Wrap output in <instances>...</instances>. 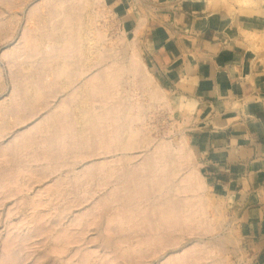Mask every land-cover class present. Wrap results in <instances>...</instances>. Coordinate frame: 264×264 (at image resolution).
<instances>
[{"label":"rangeland","instance_id":"obj_1","mask_svg":"<svg viewBox=\"0 0 264 264\" xmlns=\"http://www.w3.org/2000/svg\"><path fill=\"white\" fill-rule=\"evenodd\" d=\"M77 1L80 0H73L67 4L64 16L77 19L76 17L82 14L78 10L79 2ZM97 1L98 3L87 8V11L91 16H94V12L97 11L95 14H98L97 22H94L93 28L104 31L105 39L99 43L96 55L94 54L89 61L92 67L90 66L91 68L78 79L76 75L79 74V70L75 64L78 62V56L75 47L63 53L65 47L59 45L61 42L57 41L58 44H54L53 48L48 44L40 45L43 48L38 54L37 44L35 49L34 42L32 45L30 36L33 29H39L40 36H44L50 30L49 22L55 20L54 13L51 11L53 1L0 0V26L5 28L0 36V264H250L241 242L237 209L232 203V196L212 187L207 188L205 195L208 200H206L207 208L204 207L205 212L201 216L195 212L193 215L192 212L191 217L190 212L193 209L191 210L189 206L195 202L196 198L191 192L174 195L176 194L173 192L174 184L183 186L181 180L184 177L182 176L188 173V167L184 164H178L179 171L176 175L178 179L176 181L173 179L172 186L167 185L169 193H166V206L170 212L175 210L172 213L176 212L177 219L175 217L176 220H174V217L171 215L170 218L169 215L170 220L167 219L169 223H166V226L160 225L158 219L153 220L154 223L157 222L158 227L160 225V229L158 228L156 232L154 230L157 229V225L155 227L151 219L147 221L144 218L141 223L143 227L138 222L139 228H136L138 225L135 222L137 218L147 213L148 208L147 211L143 209L150 207L147 206L149 203L152 206L159 205L160 200L155 201L157 195L159 197L158 192L152 194V197L143 198L138 193L140 187H136V198L138 195L141 196L137 200L133 197L135 206H131L132 208L130 207V204L134 205L132 202L126 204L129 210L125 202L119 198L120 195H115L118 187L121 188L127 181V176L128 179L132 176H143L144 173L146 176V171H150L152 167L156 174L157 167H154L156 160L160 172H157V175L169 174L168 166L170 165L169 162L167 163L168 159L166 160L168 156L164 159L163 150L169 154V150L176 148L181 141L186 144L188 129L194 117L192 110L181 107L178 94L161 82L160 75H157L151 66L139 40L128 34L117 20L114 10L108 4L109 0ZM221 1L230 14L242 15L250 20H264V0ZM63 17L61 19H64ZM33 20H42V23L38 26ZM32 25L38 27L33 28ZM245 34L249 36L250 33ZM4 36L7 38L3 39ZM251 36L255 40L259 39L255 34ZM133 42H135L134 49L148 73L155 83L166 91L167 104L166 102L161 105L158 102L150 103L147 93L130 79L132 76L128 73V64H130L128 60L131 58L129 45ZM61 47L64 48L58 52ZM23 53L24 55L27 53L28 56L30 54L31 57L27 58L26 55L25 58ZM58 53L60 57L56 55ZM66 54L69 60L65 57ZM93 59H97L95 65ZM66 60L73 65L71 69L76 68L75 71L78 72L73 75L74 71L68 70L69 74L73 72L70 77L71 83L66 89L61 90L60 84L55 79L57 68L49 67V65H57L58 61ZM48 62L50 64L46 65ZM40 65L44 69V74L43 71L40 73ZM118 66L123 70L122 68L120 70ZM114 68L118 70L115 71L118 74L114 72ZM40 74L43 75L40 76ZM116 75H121L116 82L122 77L117 85L121 83L123 86L116 85L117 89L114 90L116 82L113 76ZM108 77L114 79L113 82L111 81L114 84L109 80L106 82ZM25 79L31 80V88L37 87L39 90L41 98L37 102L22 92L25 89ZM128 79L134 84L128 82ZM71 94L77 97L85 96L86 100L89 97V100L82 108L71 103L73 98ZM110 94L115 96L110 97ZM112 98L114 99L111 100ZM115 101H117L116 105ZM127 103L133 105L132 115L138 116L137 120L131 115L132 119L137 120V122L134 120L132 125L134 128L137 126L139 132L142 131L139 141L141 138L144 141L139 142L135 149L123 151L114 141H117L119 134L121 135V130L125 129L127 124H131L130 116L128 122V118L125 119L123 113L125 108L129 107ZM69 106H72L68 119V122L71 121V126L66 124L67 119H65L69 117L67 112ZM66 107L67 113L64 112ZM62 108L64 113L59 112ZM58 112L63 113V116L66 114L65 118L62 115L59 117ZM62 117L66 122L60 123L59 118L62 119ZM116 119L118 122H115ZM115 123L117 126L120 124L124 127L121 129ZM68 126L69 129L66 130ZM73 130L76 134L72 133ZM103 143L106 146H103ZM166 146L170 149L165 148ZM116 147H118L117 150ZM172 153L171 155H175ZM156 155L160 158L156 157L153 161ZM161 155L163 161H160ZM149 173L151 174V171ZM149 173H147L148 176ZM180 176L181 180H179ZM136 184L139 186L140 183H135V186ZM117 196L119 197L116 198ZM115 198L118 201H115ZM140 199L146 202L140 204ZM151 200L155 204H152ZM187 202H190V205ZM186 206L191 211L188 210L186 213ZM123 208H126L125 212ZM138 208L140 212L137 211V213ZM200 209L203 208L200 207ZM130 210L133 212H129ZM134 212L135 219L130 220L132 216L134 217ZM127 213L130 217L126 215ZM130 213L133 215L131 216ZM125 216L130 219L128 220ZM191 219L194 221L191 222ZM200 223L207 229L215 228V230L207 231L200 227ZM146 224L149 227L154 225L152 230L149 228L151 232L147 228L145 231ZM167 226L170 228L165 229Z\"/></svg>","mask_w":264,"mask_h":264},{"label":"crops","instance_id":"obj_2","mask_svg":"<svg viewBox=\"0 0 264 264\" xmlns=\"http://www.w3.org/2000/svg\"><path fill=\"white\" fill-rule=\"evenodd\" d=\"M108 4L193 111L186 147L204 186L232 196L246 257L264 264V20L230 14L221 0Z\"/></svg>","mask_w":264,"mask_h":264},{"label":"bare ground","instance_id":"obj_3","mask_svg":"<svg viewBox=\"0 0 264 264\" xmlns=\"http://www.w3.org/2000/svg\"><path fill=\"white\" fill-rule=\"evenodd\" d=\"M53 1V3H52V5H51V11L54 13V17H55V20H50L51 22H49L50 23V30H49V32H46L47 30L46 29H44V30H46L45 32V35L44 36H40V30L39 29H37V30H34L33 29V32H32V29H31V39H32V45H33V42H34V49H35V44H37L36 45V47L38 46V49L36 50L37 52H38V54L40 53V49L41 48H43V47H41L42 45H45V44H48L49 46H51L52 48H53V45L54 44H58V43H56L57 41H60L61 43H59V45L61 44V46H64V47H61V49L60 50H58V52H60V51H62V48H64L63 49V53H65L66 51L68 52V50H71V48L73 47H75L76 48V51H77V56H78V62L77 63H75L76 65H77V68H78V70H79V74L78 75H76V76H78V79H79V77H81L83 74H85L92 66L89 64V61L92 59V56H94V54L98 51V46H99V43H101V41H103L104 39H105V34H104V31L102 32V31H100V30H98V29H94L93 28V25H94V22L96 21V17H97V15H95L96 14V12H94L95 14H94V16L92 15L91 16V14H89V12L87 11V8H90V7H93V5L97 2L98 3V1L96 0H80V1H77V2H79V3H77L78 4V10L79 11H81L82 12V14L80 15V16H78V17H76L77 19H73V18H71V17H68V16H64V9H65V7L67 6V4L69 3V2H71V1H73V0H52ZM98 5V4H97ZM39 13H40V11H39ZM39 15V14H38ZM41 15V14H40ZM64 17H63V16ZM36 16H37V14H36ZM61 17H63L64 19H61ZM34 18H37V17H34ZM33 18V19H34ZM53 18V17H52ZM54 19V18H53ZM31 21V20H30ZM33 21H35V23L39 26V24L40 23H42V20H33ZM47 21V20H46ZM143 21V20H142ZM32 22V21H31ZM97 22V21H96ZM3 23V22H2ZM46 23V22H45ZM44 23V24H45ZM4 24H5V22H4ZM7 24V23H6ZM139 25L141 24L140 23V21H139V23H138ZM36 25V27H38ZM46 25H48V24H46ZM6 26V25H5ZM33 26V25H32ZM42 26V25H41ZM49 26V25H48ZM143 26V25H142ZM35 26H33V28H36ZM44 27V26H43ZM42 27V28H43ZM47 27V26H46ZM137 27H138V25H137ZM140 27H141V25H140ZM136 29H138V28H136ZM136 29H134V31H136ZM141 29V28H140ZM4 30H5V28L3 29L1 26H0V36L4 33ZM42 30V29H41ZM6 31H7V27H6ZM28 31V30H27ZM138 31V30H137ZM136 31V32H137ZM135 33V32H134ZM134 37H135V35H133ZM3 37V36H2ZM5 38H7V37H5L4 36V38L3 39H5ZM2 40V39H1ZM27 40V39H26ZM76 40V41H75ZM122 40V39H121ZM31 41V40H30ZM30 41H27V42H29L30 43ZM74 42H76V44H74ZM134 44H135V42H133V43H131L130 45H129V49H130V53H131V58H130V60H128V61H130V64H128L129 66V72L128 73H130V75L133 77V79H132V77L130 78L131 80H134V82H135V85L137 84V85H140V87L143 89V91H145L146 93H147V99H148V101H150V103H153V102H158V103H160V105L161 104H165V102H166V99H167V96H166V91L162 88V87H159L156 83H155V81H154V79L151 77V75L148 73V71H147V69H146V67L144 66V64L142 63V61H141V59H140V57H139V55L136 53V51H135V49H134ZM41 45V46H40ZM115 45V44H114ZM102 46V45H101ZM33 47H31V48H33ZM57 48V47H56ZM59 48V47H58ZM67 48V49H66ZM34 49H32V51L34 50ZM100 49V48H99ZM42 50V49H41ZM66 50V51H65ZM51 51H53L54 52V50H51ZM72 51H73V49H72ZM74 51H75V49H74ZM24 52H27V51H24ZM36 53V52H35ZM55 53H56V51H55ZM99 54L101 53V52H98ZM98 53H97V56H98ZM25 53H23V55H24ZM69 54H70V52H69ZM129 54V53H128ZM26 55H27V58L29 57H31L30 56V54H29V56H28V54L26 53ZM26 55H24V57L26 56ZM35 55V54H34ZM57 56L59 55V53L58 54H56ZM63 55V54H62ZM96 55V54H95ZM53 56H55L54 54H53ZM70 56V58H72L71 57V55H69ZM75 56V55H74ZM99 56H101V55H99ZM130 56V55H129ZM49 57H51V56H49ZM56 57V56H55ZM59 57H60V55H59ZM65 57L66 58H68L67 57V54L65 55ZM26 58V57H25ZM25 58H23V59H25ZM52 59H53V57H51ZM61 58H62V56H61ZM61 58H55V59H61ZM95 58V57H94ZM100 58V57H99ZM103 58V57H102ZM74 59V58H73ZM98 59V58H97ZM97 59H93L94 61L96 60L97 61ZM54 60V59H53ZM53 60H52V62H53ZM65 60V59H64ZM68 60H69V58H68ZM75 60V59H74ZM96 61L94 62V65H95V63H96ZM127 61V62H128ZM51 62V63H52ZM57 62V61H56ZM24 63H26V62H24ZM46 63V62H45ZM44 63V64H45ZM50 64V62H48V64H46V65H49ZM42 65V64H41ZM41 65H40V67H41ZM44 66V65H43ZM91 66V67H90ZM49 67H55V68H57V70H56V73H55V79H56V81L60 84V89L62 90V88L63 89H66L69 85V83H71L70 82V77H71V75L73 74V72H72V74L70 73L69 74V72H68V70H70V72L71 71H74V74L73 75H75V73L76 72H78V71H75L76 70V68L74 69V70H72L71 68L73 67V65L69 62V61H58V63H57V65L55 64V65H49ZM76 67V66H75ZM121 67V66H120ZM28 68V66L26 67V69ZM44 68V67H43ZM113 68V67H112ZM117 68V67H116ZM116 68H114V72L115 71H118V70H116ZM118 68H119V66H118ZM117 68V69H118ZM122 68V67H121ZM121 68H119L120 70H121ZM24 69V68H23ZM36 69V68H35ZM40 69V68H39ZM128 69V68H127ZM25 70V69H24ZM44 69H42V67H41V69H40V73H41V71H43ZM47 69H45V71H46ZM48 70H50V69H48ZM51 70H53V68H51ZM122 70H123V68H122ZM125 70H126V68H125ZM124 70V71H125ZM55 71V70H54ZM113 71V70H112ZM123 71V72H124ZM123 72H121V74L123 75ZM38 73V72H37ZM116 74H118V72H115ZM115 73H114V75H115ZM124 73H126V71L124 72ZM43 74H44V71H43ZM42 74V75H43ZM109 74V73H108ZM119 74H120V72H119ZM36 75V74H35ZM38 75V74H37ZM41 74H40V76H42ZM111 75V74H110ZM113 75V74H112ZM129 75V76H130ZM33 76V75H32ZM39 76V75H38ZM46 76H48L47 75V72H46ZM106 76V75H105ZM109 76V75H108ZM119 76H121V75H119ZM119 76H113L114 77V79H115V82H116V79L119 77ZM26 77V76H25ZM29 77V76H28ZM74 77V76H73ZM110 77H112V76H110ZM110 77H108V79H106V82H107V80H109L110 81V83H112L113 81H114V79L112 80V79H109ZM77 78V77H76ZM102 78H104V76L102 77ZM120 78H122V77H120ZM118 79L119 81L121 80V79ZM54 79V80H55ZM74 79H75V77H74ZM100 80H99V82L101 83V78H99ZM105 79H102V80H105ZM126 79V78H125ZM118 80H117V82H118ZM129 80V79H128ZM24 81V80H23ZM31 81V80H30ZM30 81H28V79H25V89L22 91V92H24V95H26V96H28L29 98H31V99H34L35 100V102H37V100H39L40 98H41V96L39 95V90L37 89V87L36 88H31V85H30ZM72 81H73V79H72ZM112 81V82H111ZM98 82V81H97ZM117 82H116V84H114V83H112V84H114V90H115V88H116V85H117ZM128 82H131L130 80L128 81ZM54 83H55V81H54ZM73 83V82H72ZM109 83V82H108ZM132 83V82H131ZM102 84H105V83H102ZM107 84V83H106ZM105 84V85H106ZM120 85H121V87L123 86L121 83H119ZM117 85L118 87H120V85ZM130 83H128V85H129ZM132 84H134V83H132ZM57 85V84H56ZM71 85V84H70ZM86 85V84H85ZM85 85H84V87H85ZM101 85V84H100ZM92 86H93V84H92ZM98 86V85H97ZM24 87V86H23ZM135 87V86H134ZM83 88V87H82ZM108 88V87H107ZM113 89V88H112ZM117 89V88H116ZM119 89V88H118ZM33 90V91H32ZM85 90V89H84ZM120 90H121V88H120ZM57 91V90H56ZM87 91V90H86ZM59 92V91H58ZM113 92V91H112ZM111 92V93H112ZM117 92H120V91H117ZM73 94H75V93H73ZM76 94H78V93H76ZM86 94H87V92H86ZM115 94V93H114ZM113 94V96L110 94V97H114L115 95L117 96V94H115L114 95ZM72 95V94H71ZM104 95V94H103ZM22 96V95H21ZM47 97V96H46ZM72 99H71V103H73V104H76V105H78L79 107H81L82 106V108L86 105V101H88L89 100V97H88V99L86 100V98H85V96H82V97H77V95H75V96H73L72 95ZM125 97V96H124ZM104 98V97H103ZM106 99V98H105ZM114 98H112L111 100H113ZM118 99V98H117ZM68 100V99H67ZM119 100V99H118ZM68 103V102H67ZM66 103V104H67ZM71 103H69V104H71ZM36 104V103H35ZM65 104V105H66ZM69 104H67V105H69ZM117 104V101H115V105ZM119 104V103H118ZM128 104V103H127ZM131 104V103H130ZM166 104H167V102H166ZM129 105V104H128ZM64 106V105H63ZM105 106V105H104ZM110 106H111V104H110ZM131 106V107H130ZM132 106L133 105H129V107H126V105L124 106V107H126L125 108V110H124V116H125V119H127L128 118V122H129V116H130V118H131V121H130V123L131 124H127V122H125L126 124H127V127H125V129H123V130H121V132H120V130H118V132H120L121 133V135L119 134V138L117 139V137H115L116 139H117V141H114V143H117L116 145L118 146V147H120V149L121 150H126V151H128V150H132V149H135V148H137V146H138V144H139V142H143L144 140H143V138H141V141H139V137H140V134H141V132L142 131H138V128H137V126L134 128L133 127V125H132V122L135 120L136 122H137V120H138V116H133L132 115ZM70 107H72V106H69V108H68V110H67V107H66V109H64V112L65 113H67L68 112V116L70 115ZM77 107V106H76ZM116 107V106H115ZM165 108H166V106H164ZM18 108V107H17ZM65 108V107H64ZM73 108H75L74 106H73ZM89 108H91V106L89 107ZM117 108V107H116ZM116 108H114V110H116ZM120 108V105H119V107H118V109ZM167 108H168V106H167ZM72 109V108H71ZM76 109V108H75ZM66 110H67V112H66ZM83 109H81V111H82ZM108 110H109V108H108ZM84 111V110H83ZM112 111V110H111ZM118 111V110H117ZM14 112H15V110H14ZM59 112H63V108H62V110H59ZM58 112V113H59ZM63 112V113H64ZM72 112V111H71ZM74 112V111H73ZM88 112V111H87ZM121 112V111H120ZM63 113L62 114H60L59 113V117H60V115H62L63 116ZM89 113V112H88ZM107 113V112H106ZM116 113V112H115ZM73 114V113H72ZM118 114V113H117ZM117 114H116V117H117ZM83 115H85V114H83ZM91 115V114H90ZM107 115H108V113H107ZM115 115V114H114ZM131 115L133 116V118H135L136 117V119H132V117H131ZM65 116H66V114H64V118H65ZM86 116V115H85ZM62 117V119L61 118H59L60 119V123H61V121L64 123V122H66V121H63V118ZM107 117V116H106ZM123 117V116H122ZM30 118H31V116H30ZM70 118V116L69 117H67V118H65V119H67V123L66 124H69L70 126H71V121L70 122H68V119ZM76 118V117H75ZM79 118V117H78ZM90 118V117H89ZM108 118V117H107ZM106 118V119H107ZM55 119H56V117H55ZM58 119V118H57ZM58 119V120H59ZM64 119V120H65ZM71 119H73V117L71 116ZM70 119V120H71ZM109 119V118H108ZM111 119H112V117H111ZM117 119H118V117H117ZM117 119L115 120V122L117 121ZM121 119V118H120ZM142 119V118H141ZM75 120V119H74ZM77 120V119H76ZM87 120V119H86ZM5 121V120H4ZM13 121H14V119H13ZM20 121V120H19ZM125 121V120H124ZM57 122V121H56ZM73 122V121H72ZM118 122V121H117ZM87 123V122H86ZM4 124V123H3ZM6 124V123H5ZM82 124H83V122H82ZM126 124H124L123 123V125H126ZM134 124H135V122H134ZM8 125V124H7ZM14 125V124H13ZM76 125V124H75ZM77 125H79V124H77ZM115 125L117 126V123H115ZM136 125H137V123H136ZM12 126V125H11ZM62 126V125H61ZM121 127V129H122V127H124V126H121L120 124L117 126V127ZM6 127H8V126H6ZM106 127V126H105ZM104 127V128H105ZM64 128V127H63ZM66 128V127H65ZM72 129H73V125H72V127H71ZM2 129H3V127H2ZM67 129H69V126H68V128H66V130ZM75 129V128H74ZM116 129V128H115ZM6 130H7V128H6ZM5 130V131H6ZM2 131V130H1ZM70 131H71V129H70ZM4 132V131H3ZM69 132V131H68ZM79 132V131H78ZM2 133V132H1ZM72 133H75V130H73L72 131ZM103 133V132H102ZM116 133V132H115ZM68 134H70V133H68ZM76 134V133H75ZM117 135H118V133H117ZM143 135H144V133H143ZM37 136V135H36ZM72 136V135H71ZM147 136V135H146ZM145 137V136H144ZM148 139V138H147ZM105 140V139H104ZM143 140V141H142ZM146 141V140H145ZM149 141V140H148ZM112 142V141H111ZM113 143V142H112ZM14 144V143H13ZM105 144H107V143H105ZM103 146H106V145H104V143H103ZM107 147H108V145H107ZM118 147H116L115 149L117 150L118 149ZM168 146H166L165 148H167ZM119 149V150H120ZM167 149H170V148H167ZM164 151V159L166 158V160L168 159V161H167V163L169 162V165H170V167L168 166V168H169V170H168V172H169V176L167 175V174H161V176H158L157 175V172H159L158 171V167L159 166H157V160H156V157H158V159L160 158L159 156H155V159L153 160V161H155L156 160V163L154 164V162H153V164H154V167L156 166L157 167V172H156V174H155V171H154V168L152 167L151 168V174L149 173L150 171L148 170V171H146V168H145V171L147 172V173H149L150 175L148 176L147 175V173H146V176H144L145 175V173L144 174H142L143 176H132V178H129L128 179V176H127V178H126V180L128 181V183H127V181L126 182H124V185L123 186H121V188H119L118 187V189H117V187L115 188V189H117V191L118 192H116V194L115 195H120V197L119 196H117L116 198H121L124 202H125V205L126 204H128V203H133V197H135L134 199H138L139 198V196H141L142 195V197L144 198L145 196H150V197H152L151 195L152 194H154L155 192H158L159 193V197H158V195H157V197L155 198V201H157L158 199L160 200V202H159V205L157 204V205H151L150 203L147 205V206H150V207H146L145 209H143V211L144 210H146L147 211V208H148V211H147V213H143L144 215H142L140 218H137V222H135V223H137V227L136 228H139V224H141L142 223V221H144V218H146L147 219V221L148 220H150L151 222H153V220H157L158 221V223L161 225H165L166 226V223L168 224L169 223V221L167 220L168 218H169V215H170V218L173 216L174 217V220H176L177 219V216H176V212H175V214H173L172 212H174L175 210H173V211H168V209H167V206H166V193H169L168 192V188L167 187H169L170 185H171V183H172V181H173V179L176 181V179H178V176H176L177 174H178V164L179 163H181V164H184L186 167H188V173H187V175L186 176H184V178L181 180V177H179V180H181L182 181V183H183V186H179V185H175L174 183V187H173V192L174 193H176V194H174V195H177V194H180L182 191H184V193L185 192H191V194H192V196H194L196 199L193 201L194 203H196V200H197V203H196V205H194V203L191 205V206H193V207H191V206H189L190 205V202H187V204L189 203V207L191 208V210H189V208H187V206H186V208H187V210H186V208L184 209V211H183V213L185 212V210H186V213H187V211L189 210V211H191L190 212V216L192 217V212H193V215H195V213H198L200 216H201V214H203V212H205V208L204 207H206V205H207V201L206 200H208V198L206 197V188H205V186H204V182H203V178L200 176V174L198 173V170H197V166L193 163L194 161H193V154H192V152L190 151V149H188L187 147H186V144L183 142V141H181L180 143H178V145L176 146V148H174V149H170L169 150V154H166V151L165 150H163ZM162 151V152H163ZM172 151H173V153H172ZM171 153L172 154H175V155H171ZM160 155V154H159ZM163 155V154H162ZM162 155H161V159H160V161H163V157H162ZM153 157V156H152ZM151 157V158H152ZM171 157V158H170ZM169 158H170V160H169ZM151 161V160H150ZM159 161V160H158ZM152 162V161H151ZM159 163V162H158ZM144 164V163H143ZM153 164H152V166H153ZM145 165V164H144ZM168 165V164H167ZM167 165H165V167L167 166ZM150 166V165H149ZM149 166H148V169H150L149 168ZM144 167V166H143ZM164 167V166H163ZM142 169V168H141ZM160 169V168H159ZM142 173V172H141ZM160 173V172H159ZM131 177V176H130ZM120 180V179H119ZM123 180H124V178H123ZM181 181H179V182H181ZM121 182V181H120ZM137 182H139L140 184H138L139 186H137V184H136V186H135V183H137ZM178 182V181H177ZM134 183V184H133ZM118 184H119V182H118ZM117 184V185H118ZM121 184H122V182H121ZM120 184V185H121ZM142 185V186H141ZM167 185H169V186H167ZM172 186V185H171ZM136 187H140L139 189H138V193L139 194H141V195H138V197L136 198V195H137V188L135 189ZM208 187V186H207ZM171 188V187H170ZM114 189V190H115ZM141 189V190H140ZM115 192H113V194H114ZM117 193H119V194H117ZM171 193V192H170ZM71 194V193H70ZM106 195V194H105ZM7 197V196H6ZM5 197V198H6ZM113 197V196H112ZM171 197V196H170ZM172 197H174L173 195H172ZM171 197V198H172ZM189 197H190V194H189ZM193 197V198H194ZM114 198V197H113ZM116 198H115V201H118V200H116ZM160 198H162V199H160ZM193 198H192V200H193ZM142 199V198H141ZM139 200V203L141 204L142 202L143 203H145L146 201L145 200H149V198L147 199V198H145V200L143 199V200ZM111 200V199H110ZM114 200V199H113ZM120 200V199H119ZM122 200H121V202H122ZM133 200V201H132ZM135 200V201H136ZM112 201V200H111ZM165 201V202H164ZM169 202H170V199L168 200ZM190 201H191V199H190ZM153 201L151 200V203H152ZM206 202V203H205ZM121 204V203H120ZM134 204V203H133ZM152 204H155V203H152ZM186 204V205H187ZM63 206V205H62ZM123 206V205H122ZM122 206H121V209H122ZM128 205H126V208L129 210L130 208L129 207H127ZM133 207V206H135V204L134 205H131L130 204V207ZM140 205H138V207H139ZM214 206V205H213ZM105 207V206H104ZM131 207V208H132ZM200 207L201 208H203V209H200ZM216 207V206H215ZM214 207V208H215ZM70 208V207H69ZM126 208H123V210L124 209H126ZM136 208V207H135ZM168 208H169V204H168ZM173 208V207H172ZM184 208V207H183ZM207 208V207H206ZM117 209H118V211H119V208H118V205H117ZM127 210V211H128ZM142 210V209H141ZM169 210H171L170 208H169ZM201 210H202V212H201ZM204 210V211H203ZM61 211V210H60ZM121 211V210H120ZM119 211V212H120ZM126 210H124V212H125ZM133 211H135V209L133 210ZM133 211H129V212H133ZM137 211H139L140 212V210H139V208H138V210H136V212ZM168 211V212H167ZM198 211V212H197ZM116 212V211H115ZM118 212V213H119ZM142 212V211H141ZM195 212V213H194ZM95 213V212H94ZM130 213V214H131ZM138 213V212H137ZM169 213H172V214H169ZM122 214H123V211H122ZM135 212H134V217L132 216L133 214H131V219L130 218H128V216L130 217V215L127 213L126 215H128V216H125V217H127L128 218V220L130 219V220H134L135 219ZM140 214V213H139ZM139 214H138V216H139ZM206 213H204V215H205ZM120 215H121V213H120ZM154 215V216H153ZM172 215V216H171ZM137 216V215H136ZM56 217V216H55ZM153 217V218H152ZM175 217H176V219H175ZM198 217V216H197ZM170 218H169V220H170ZM183 218H185L184 217V215H183ZM121 219H122V217H121ZM186 219L188 220L189 218H187L186 217ZM194 219H196L195 218V216H194ZM194 219H191L192 221L191 222H193L194 221ZM199 219V218H198ZM197 220V219H196ZM202 220V219H201ZM146 221V222H147ZM160 221V222H159ZM168 221V222H167ZM189 221H190V219H189ZM199 221V220H198ZM203 221V220H202ZM209 221V220H208ZM211 221V220H210ZM128 222V221H127ZM138 222H139V224H138ZM145 222V223H146ZM151 222H149V223H151ZM185 222V221H184ZM190 222V223H191ZM133 223H134V221H133ZM154 223V222H153ZM157 223V222H156ZM156 223H154V225H155V227H156V225H157V229H155L154 231L156 232V230H159L160 229V225H159V227H158V224H156ZM181 223H182V221H181ZM147 224H148V222H147ZM145 225V231H146V228L147 229H149V228H151V230L153 229L152 227H154V225H150L151 227H149L148 225ZM152 224V223H151ZM135 225V224H134ZM143 224H141V227H143L142 226ZM179 225H181V224H179ZM183 225V224H182ZM199 225H201V223L199 224ZM207 225V224H206ZM196 226H197V223H196ZM210 225H208V227H209ZM200 227H203V225H201ZM159 228V229H158ZM164 228V227H163ZM166 228H168V226L167 227H165V229ZM170 228V227H169ZM168 228V229H169ZM182 228V227H181ZM199 228V227H198ZM203 228H205L207 231H211L212 232V230H215V228L214 229H212V230H210V229H207L206 227H203ZM211 228V227H210ZM144 229V228H143ZM162 229V228H161ZM184 229V228H183ZM140 230V229H139ZM150 230V229H149ZM151 230H150V232H151ZM163 230V229H162ZM134 231V230H133ZM132 231V232H133ZM149 232V231H148ZM149 232V233H150ZM179 232V231H178ZM134 233H136L135 231H134ZM164 233H166L165 232V230H164ZM164 233H163V235H164ZM132 233H130V235H131ZM145 235H147V233H145ZM150 235V234H149ZM149 237V236H148ZM161 237V236H160ZM122 238V237H121ZM162 238H164V236H162ZM25 240V239H24ZM163 241H164V239H163ZM165 242V241H164ZM160 243V242H159ZM219 243V242H218ZM155 252V251H154ZM189 264V263H188Z\"/></svg>","mask_w":264,"mask_h":264}]
</instances>
